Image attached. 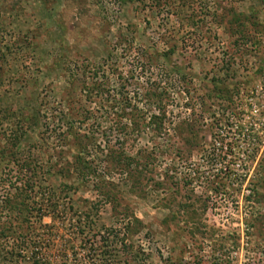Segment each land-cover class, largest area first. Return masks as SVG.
Instances as JSON below:
<instances>
[{
    "label": "rangeland",
    "instance_id": "obj_1",
    "mask_svg": "<svg viewBox=\"0 0 264 264\" xmlns=\"http://www.w3.org/2000/svg\"><path fill=\"white\" fill-rule=\"evenodd\" d=\"M230 5L255 39L234 42ZM225 122L250 130L230 151L210 145ZM91 247L264 264V0H0V264H93Z\"/></svg>",
    "mask_w": 264,
    "mask_h": 264
},
{
    "label": "trees",
    "instance_id": "obj_2",
    "mask_svg": "<svg viewBox=\"0 0 264 264\" xmlns=\"http://www.w3.org/2000/svg\"><path fill=\"white\" fill-rule=\"evenodd\" d=\"M225 16H227V23H224L226 24L227 26V29L229 31H231V35H235L236 39L234 40L235 43H238L239 39L240 40H247L249 37L255 39V34H259V32H261L260 30V25H259V22H256L255 25L252 27L253 29H258V31H254V32H251L249 35H247V31L249 30L248 29V25L249 22L247 20V18L245 17L244 13L242 12H238L236 11L235 7L230 5V7L228 8L227 12L225 13ZM220 23V22H219ZM254 24V23H253ZM226 28V27H225ZM259 42V41H257ZM149 62L152 63V61L149 60ZM84 83V82H83ZM103 83H100V82H93L92 85H90V87H87L85 86V88L87 89L86 91V97L88 99H92V96H101V97H110V95L108 94L109 91L107 89H105V87H103ZM187 92H189L188 89H186ZM164 92H159V93H155V99H153V95H152V92L150 93L149 92V99L152 101L153 103V106H155L160 112H161V115H154L152 118H151V121L150 123L153 124V122L155 121L156 123L154 124V129L157 130L160 129V125L162 124V120L164 119V110H165V107L168 106L167 102H168V99L167 100H164V98H162L164 96ZM216 95H219V93H217ZM105 98V99H106ZM232 98L231 97H228L227 98V103H228V107L232 104ZM13 114V113H11ZM83 116V117H82ZM89 117V113H87V111H83V113H81V119H86ZM21 119H19V122H24V124H27V125H35L37 124V115L35 114H21L20 117ZM74 117H72L73 119ZM78 119V117L76 118ZM74 120V119H73ZM231 123H223V125L221 124L220 127L218 129H215L214 131V136L215 134H217V139L215 137H213V141H211V146L212 147H216V145H219L220 146H226V144H228V147H229V151L230 149L232 148L231 147V144H230V140H228V135L229 134H233L231 132H237V136L236 137H242V139L244 138L245 134H248V132L250 131L244 124L241 125V123H237V124H233V126L235 128H233V126H231ZM194 134V133H193ZM220 137V140H218V138ZM19 139V137H18ZM186 140V139H185ZM192 142H190L189 140V145L192 147L194 144L196 145V141L195 139L193 138ZM20 141V140H19ZM226 141V142H225ZM210 150V149H209ZM188 153H191V151H189ZM157 155V154H156ZM156 155H150V152H148L146 154V156L144 157L145 158V162H149V161H154L155 159L157 160V156ZM127 156V155H126ZM141 160L139 158H136V157H131V156H127L126 157V161L124 164L125 167L127 166H131L135 163L136 166H139V164H141ZM23 164V163H22ZM26 166H28V164H24ZM17 186V185H16ZM126 226H127V229H130V226L128 224V222L130 221H126ZM92 253L97 257L98 260H100L101 258L104 260L102 262H97L96 261V257L94 259V263L93 264H108L110 261H108L106 258H108L106 256V252L103 251V249H92L91 247V250ZM101 257V258H100ZM107 260V261H106Z\"/></svg>",
    "mask_w": 264,
    "mask_h": 264
}]
</instances>
